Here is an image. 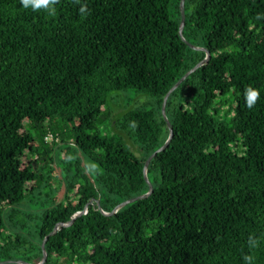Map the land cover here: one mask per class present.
<instances>
[{
    "label": "trees",
    "instance_id": "trees-1",
    "mask_svg": "<svg viewBox=\"0 0 264 264\" xmlns=\"http://www.w3.org/2000/svg\"><path fill=\"white\" fill-rule=\"evenodd\" d=\"M179 3L0 0V261L48 237L45 264H264V0H185L211 58L168 97L150 197L101 213L148 192L164 96L205 58Z\"/></svg>",
    "mask_w": 264,
    "mask_h": 264
},
{
    "label": "water",
    "instance_id": "water-1",
    "mask_svg": "<svg viewBox=\"0 0 264 264\" xmlns=\"http://www.w3.org/2000/svg\"><path fill=\"white\" fill-rule=\"evenodd\" d=\"M184 2L185 0H180V3H179V10H180V13H181V23H180V26H179V35L181 37V40L186 43L191 49H194V50H197V51H201L203 53H205V58L202 59L201 61H199L193 68H191L186 74H184L176 83L175 85L168 91V93L164 96V99H163V103H162V117L164 119V121L166 122L167 126H168V129H169V137L167 139V141L165 142V144L160 148L158 149L156 152H154L152 155H150L147 160L145 161L144 163V166H143V178L145 180V182L148 184L149 186V190L148 192L145 194V195H142V196H139V197H134V198H131V199H127L125 201H122L121 203L117 204L111 211L109 212H104L103 210H101V213L103 216H106V217H110V216H113L119 209H121L122 207H124L125 205L127 204H130V203H133V202H137L138 200H141V199H145V198H148L150 197V195L152 194V186L148 180V176H147V169H148V166H149V163L150 161L156 157L157 154L163 152L164 150H166L171 141L173 140L174 138V132H173V128L170 124V122L168 121L167 117H166V103H167V100H168V97L169 95L190 75L192 74L195 70H197L199 67L205 65L206 63L209 62L210 58H211V54L208 50L204 49V48H200V47H195L193 46L192 44L188 43L185 38L183 37V30H184V27H185V15H184ZM89 204H92V201H89L87 203V205H85L84 207V211H81V212H78L76 213L75 217L76 216H79L83 213H85L88 209V206ZM74 217V218H75ZM74 218L67 224H61V225H64V226H70L72 223H73V220ZM56 232V229L53 230L50 234H54ZM47 238L46 237L42 243H41V251H42V257L40 259V261L36 264H45L46 262V257H47V254H46V251H45V243L47 241ZM7 263H16V264H31L29 263L28 261L24 260V259H21L19 257H17L16 259H10V260H3V261H0V264H7Z\"/></svg>",
    "mask_w": 264,
    "mask_h": 264
},
{
    "label": "clouds",
    "instance_id": "clouds-1",
    "mask_svg": "<svg viewBox=\"0 0 264 264\" xmlns=\"http://www.w3.org/2000/svg\"><path fill=\"white\" fill-rule=\"evenodd\" d=\"M59 2V0H21L24 8L31 7L34 11H38L41 9L46 10L49 14H55V5ZM75 3L79 4L80 0H74ZM80 12L82 15L87 13L86 6H82L80 8ZM247 106L252 108L259 99L260 93L258 90L253 89L252 87H248L245 92ZM248 246L250 249H256L260 245V240L257 239L254 235L250 236L248 239ZM245 264H253L254 257L251 255H245L243 257Z\"/></svg>",
    "mask_w": 264,
    "mask_h": 264
},
{
    "label": "rangeland",
    "instance_id": "rangeland-1",
    "mask_svg": "<svg viewBox=\"0 0 264 264\" xmlns=\"http://www.w3.org/2000/svg\"><path fill=\"white\" fill-rule=\"evenodd\" d=\"M24 133H26V131ZM104 134H106V132H104ZM51 140H52V137L50 135L45 138L46 142H50ZM131 141H132L133 144L135 143V141L132 138H131ZM133 144H131L130 146L129 145H127V146L132 150V152L137 154V152L135 151V149H136L135 146L131 147V146H133Z\"/></svg>",
    "mask_w": 264,
    "mask_h": 264
}]
</instances>
